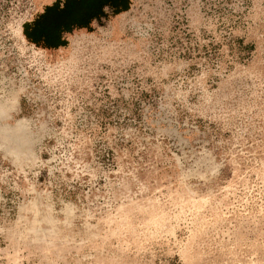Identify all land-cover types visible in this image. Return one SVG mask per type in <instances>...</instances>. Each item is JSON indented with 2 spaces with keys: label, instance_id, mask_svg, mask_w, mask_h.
Returning <instances> with one entry per match:
<instances>
[{
  "label": "rangeland",
  "instance_id": "1",
  "mask_svg": "<svg viewBox=\"0 0 264 264\" xmlns=\"http://www.w3.org/2000/svg\"><path fill=\"white\" fill-rule=\"evenodd\" d=\"M0 264H264V0H0Z\"/></svg>",
  "mask_w": 264,
  "mask_h": 264
},
{
  "label": "flooded vegetation",
  "instance_id": "2",
  "mask_svg": "<svg viewBox=\"0 0 264 264\" xmlns=\"http://www.w3.org/2000/svg\"><path fill=\"white\" fill-rule=\"evenodd\" d=\"M83 6V10L85 11V15L87 14V13H89V12H91V9H93V6H91L90 4H89V1L87 2V4H84V5H82ZM64 21L65 22H67V20L66 19H64ZM49 25L50 24H52V23H48ZM66 24V23H65ZM49 25L47 26V28H46V30H47V33H46V35L48 36V31L49 32H52V31H56L57 29H59V26H62L61 24H59V23H53L52 24V27H49ZM43 26V25H42ZM44 33H45V31H44Z\"/></svg>",
  "mask_w": 264,
  "mask_h": 264
},
{
  "label": "trees",
  "instance_id": "3",
  "mask_svg": "<svg viewBox=\"0 0 264 264\" xmlns=\"http://www.w3.org/2000/svg\"><path fill=\"white\" fill-rule=\"evenodd\" d=\"M41 28H42V25L37 24V25H35V28L33 30L35 31L36 34L38 31H39V33H42L43 30H41Z\"/></svg>",
  "mask_w": 264,
  "mask_h": 264
}]
</instances>
